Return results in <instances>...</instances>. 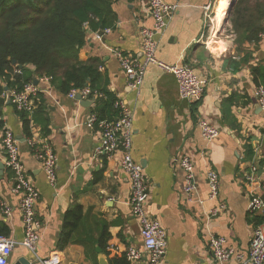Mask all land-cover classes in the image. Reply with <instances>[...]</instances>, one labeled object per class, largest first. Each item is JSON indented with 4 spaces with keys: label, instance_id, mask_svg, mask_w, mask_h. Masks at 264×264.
Returning <instances> with one entry per match:
<instances>
[{
    "label": "crops",
    "instance_id": "1",
    "mask_svg": "<svg viewBox=\"0 0 264 264\" xmlns=\"http://www.w3.org/2000/svg\"><path fill=\"white\" fill-rule=\"evenodd\" d=\"M165 1L176 10L156 37V58L166 65L185 63L205 81L199 102L181 100L173 76L153 65L146 68L138 94L127 87L113 52L141 57L140 30L152 26L143 0H112L114 22L100 31L88 27L78 56L82 61L93 58L100 62L102 87L114 98L121 97L132 111L131 157L148 179L146 211L166 232L162 264H215L207 246L210 233L222 236L226 247L246 253L253 228L264 222L262 215L247 210L251 195L264 201V113L257 104L252 76L253 68L264 67V40L235 43L231 17L236 0H230L215 24L222 47L210 53L197 40L205 35V15L217 0ZM230 32L233 38L226 39ZM40 79H36L38 86L48 89L49 95H39L28 117V134L11 104L1 108L0 142L2 129L8 127L39 194L35 218L40 239L35 254L17 245L8 264L20 259L39 264L38 259L50 256H56L57 264H121L128 248L142 254L138 262L127 261L129 264H145L139 225L129 207L128 178L119 168L117 155L95 154L99 144L96 128L85 125L90 115L97 116L99 99L82 107ZM110 114L106 119L117 116L115 110ZM200 120L217 127L219 137L212 142L203 140ZM31 137L36 147L49 145L56 156L52 185L27 145ZM182 152L191 156L196 179V191L189 200L182 194L184 172L173 161ZM209 170L217 173L220 185L214 201L208 200ZM11 181L0 149V236L19 243L24 230L19 197L11 192ZM220 203L225 211L207 218ZM3 204L11 210L9 217L2 214ZM75 205L81 207L85 223L78 236L59 249L64 215Z\"/></svg>",
    "mask_w": 264,
    "mask_h": 264
},
{
    "label": "built area",
    "instance_id": "2",
    "mask_svg": "<svg viewBox=\"0 0 264 264\" xmlns=\"http://www.w3.org/2000/svg\"><path fill=\"white\" fill-rule=\"evenodd\" d=\"M143 1L152 18V26L143 27L140 30L141 57L136 58L120 52H113L126 79L127 87L130 91L138 94L144 81L146 68L153 65L173 76L177 94L181 100L188 103L199 102L202 98L205 81L199 78L185 63L166 65L156 58V37L165 30L168 21L176 10V6L167 3L165 0ZM215 18L216 14L213 7L205 15V35L200 36L197 40V43L202 44L210 53H213L210 45L216 46L221 38L218 27H215L217 23V21H214ZM83 27L85 30L88 28L87 24H84ZM225 38L232 39V33L227 34ZM258 39L264 40V32L258 35ZM21 75V70L14 67L13 76ZM40 81L50 84L49 79L46 77H41ZM6 94L15 112L18 114L23 113L29 117L35 110L39 95L45 94L48 96L49 91L40 88L38 84L34 85L33 81H27L6 91L2 97L5 98ZM76 95H80L82 100L94 101L102 98L101 93L91 91L88 87L71 89L66 94L67 98L71 100H75ZM255 95L257 104L264 113V89L262 86H256ZM113 109L117 114L115 119H99L92 114L87 118L85 125L91 129L96 128L99 144L95 154L105 155L107 158L117 155L119 168L128 178L130 186L129 207L132 217L139 225L143 254L146 258L145 264H162L165 255L166 232L160 223L146 211L149 200L148 179L141 165L134 162L131 157L132 111L119 96L114 100ZM198 128L202 139L206 142H212L219 137L220 132L217 127L206 120H200ZM27 145L33 149L34 156L40 160L45 178L52 185L55 181L57 163L52 149L46 144L36 147L35 138L33 137L27 140ZM0 149L4 157V167L11 173V192L19 197L18 210L24 230V237L19 243L11 238L0 236V264H8L12 250L17 245L35 254L40 239L37 231L38 223L35 218L39 194L20 159L18 141L8 127H4L1 131ZM173 161L178 163L184 172L182 194L189 200L196 191V179L191 156L186 152H182L174 156ZM262 171L264 172V166ZM253 172H256V169H253ZM206 183L208 200H217L220 185L215 171L209 170L206 173ZM247 210L251 215L259 213L264 218V201L257 195H251ZM1 211L5 217L11 215V210L4 204ZM223 211H225V205L220 203L207 213V218H215ZM225 243L226 241L222 236L213 233L208 235L207 246L215 264H225L230 261H233L234 264H264V222L253 228L246 253L226 247ZM141 255L134 248H128L125 251V258L130 263L138 262ZM38 263L57 264L58 262L56 256H50L47 259H38Z\"/></svg>",
    "mask_w": 264,
    "mask_h": 264
},
{
    "label": "trees",
    "instance_id": "3",
    "mask_svg": "<svg viewBox=\"0 0 264 264\" xmlns=\"http://www.w3.org/2000/svg\"><path fill=\"white\" fill-rule=\"evenodd\" d=\"M111 4L112 0H0V116L5 88L8 91L41 77L48 78L61 94L83 87L101 93L96 107L99 119L114 111V95L102 87L100 62L93 58L82 61L78 56L85 42L84 24L100 31L114 22ZM231 26L235 43L256 44L264 32V0H236ZM13 61L22 66L21 76H13ZM252 76L256 86L264 89V67L253 68ZM19 116L28 134V117L23 113ZM84 223L80 206L65 213L59 249L78 236ZM121 264L129 263L123 257Z\"/></svg>",
    "mask_w": 264,
    "mask_h": 264
},
{
    "label": "bare ground",
    "instance_id": "4",
    "mask_svg": "<svg viewBox=\"0 0 264 264\" xmlns=\"http://www.w3.org/2000/svg\"><path fill=\"white\" fill-rule=\"evenodd\" d=\"M229 1L230 0H217L216 5L214 6V10L216 14V18L214 19V21H220V19H222L229 5ZM221 47H222V44H218L216 46L210 45V49L212 51H218Z\"/></svg>",
    "mask_w": 264,
    "mask_h": 264
},
{
    "label": "water",
    "instance_id": "5",
    "mask_svg": "<svg viewBox=\"0 0 264 264\" xmlns=\"http://www.w3.org/2000/svg\"><path fill=\"white\" fill-rule=\"evenodd\" d=\"M12 64L15 65V62L13 61ZM15 67H16L17 69H22V66H19V65H15ZM32 81H33V84H34V85H37V81H36L35 78H33ZM4 91L6 92L7 89L5 88ZM75 100L78 101L79 104H80L82 107H89V106L92 104V101H91V100H82L81 97H80V95H76V96H75ZM5 104H6V105H9V104H10V100H9V97H8L7 94H6V97H5ZM14 264H30V262H29V261H26V260H24V259H20V260H18V261H17L16 263H14Z\"/></svg>",
    "mask_w": 264,
    "mask_h": 264
}]
</instances>
